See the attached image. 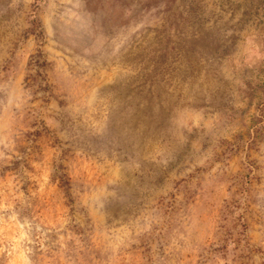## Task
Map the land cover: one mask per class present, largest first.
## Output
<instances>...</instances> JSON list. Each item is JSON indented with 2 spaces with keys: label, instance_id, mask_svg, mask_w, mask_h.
I'll return each mask as SVG.
<instances>
[{
  "label": "rangeland",
  "instance_id": "374dc122",
  "mask_svg": "<svg viewBox=\"0 0 264 264\" xmlns=\"http://www.w3.org/2000/svg\"><path fill=\"white\" fill-rule=\"evenodd\" d=\"M0 264H264V0H0Z\"/></svg>",
  "mask_w": 264,
  "mask_h": 264
}]
</instances>
